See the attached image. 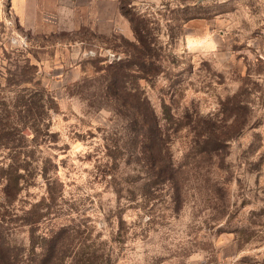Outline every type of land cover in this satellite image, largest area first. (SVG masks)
<instances>
[{"label": "rangeland", "instance_id": "374dc122", "mask_svg": "<svg viewBox=\"0 0 264 264\" xmlns=\"http://www.w3.org/2000/svg\"><path fill=\"white\" fill-rule=\"evenodd\" d=\"M263 46L264 0H0V103L42 104L54 134L20 148L13 201L0 177L19 264L51 182L33 243L56 241V263L264 264ZM138 96L176 180H145Z\"/></svg>", "mask_w": 264, "mask_h": 264}, {"label": "trees", "instance_id": "16d2710c", "mask_svg": "<svg viewBox=\"0 0 264 264\" xmlns=\"http://www.w3.org/2000/svg\"><path fill=\"white\" fill-rule=\"evenodd\" d=\"M118 70L121 69L118 68ZM119 75L120 73L118 76ZM123 80L126 81V76L123 77ZM136 102L135 114L137 115V129L139 128L137 130L138 137L142 128L146 130L145 136H143L146 140L143 147L146 153L144 161L145 167L147 168L145 171V180H158V182L176 180L178 173L170 155L168 137L162 133L157 116L148 100H142L138 96L136 97ZM167 114V111L164 112V116ZM43 115L44 111H42V104L31 105L25 102H16L11 106H6L4 104L0 105V149L9 152L8 155L11 157L10 163L6 166H1L0 177L6 181L5 191L9 201H13L16 198L20 189L19 184L22 181L21 179L25 176L20 172L21 169H27L26 165L23 164L27 162V159H22L20 157V148L26 146V142L30 141L29 137H32L31 142L38 146L41 145L42 142L40 139L43 136L54 137V134L49 132L48 126H45ZM165 117L164 119H167V116ZM42 126H45V128H42ZM135 161L139 163V156H136ZM47 171L48 168L45 167V176L48 173ZM50 181L51 180H48V182ZM50 184L53 183H48L47 196L43 197L42 200L33 207L28 217L24 218V221L21 219L26 226H29V232L32 235V250L35 256V260H33L35 262L33 264H62L53 261L57 256L56 241L43 237L45 242L44 245L36 246L35 243H33V234L38 230L41 221L49 215V210L52 209L51 204L55 203L58 196V190L53 186L49 187ZM46 201L48 203H46ZM3 215L0 216V264H19L20 255L12 250L3 232L6 226L5 216ZM37 247H40V252L38 253L36 252L39 249ZM88 264L94 263L90 262Z\"/></svg>", "mask_w": 264, "mask_h": 264}, {"label": "built area", "instance_id": "2783aa9c", "mask_svg": "<svg viewBox=\"0 0 264 264\" xmlns=\"http://www.w3.org/2000/svg\"><path fill=\"white\" fill-rule=\"evenodd\" d=\"M259 55H260L261 58L264 57V46H263V48L259 51Z\"/></svg>", "mask_w": 264, "mask_h": 264}]
</instances>
